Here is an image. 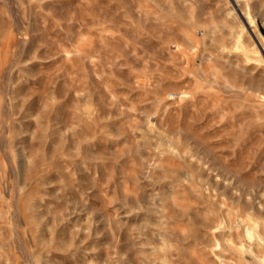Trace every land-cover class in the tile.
<instances>
[{"label": "rangeland", "instance_id": "obj_1", "mask_svg": "<svg viewBox=\"0 0 264 264\" xmlns=\"http://www.w3.org/2000/svg\"><path fill=\"white\" fill-rule=\"evenodd\" d=\"M258 41L264 0H0V264H264Z\"/></svg>", "mask_w": 264, "mask_h": 264}, {"label": "bare ground", "instance_id": "obj_2", "mask_svg": "<svg viewBox=\"0 0 264 264\" xmlns=\"http://www.w3.org/2000/svg\"><path fill=\"white\" fill-rule=\"evenodd\" d=\"M253 33V32H252ZM259 43H260V41H258ZM260 45H261V43H260ZM262 46V48H264V43H263V45H261ZM253 230V229H252ZM262 244V242H261V240L259 239V242H258V245H261ZM262 246V245H261Z\"/></svg>", "mask_w": 264, "mask_h": 264}]
</instances>
